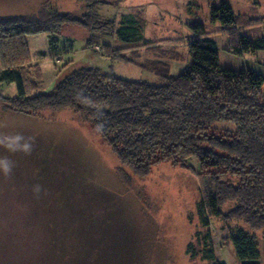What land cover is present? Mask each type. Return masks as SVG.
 Listing matches in <instances>:
<instances>
[{
    "label": "rangeland",
    "instance_id": "obj_1",
    "mask_svg": "<svg viewBox=\"0 0 264 264\" xmlns=\"http://www.w3.org/2000/svg\"><path fill=\"white\" fill-rule=\"evenodd\" d=\"M105 1L101 16L114 18L117 25L122 15L135 21L140 36L136 40L99 39L129 62H110L86 47V32L70 25L58 35L57 55L50 53L44 33L26 36L29 62L23 44L7 46L29 80L38 82L35 72L39 70L47 92L73 69L106 70L111 65L122 78L157 84L153 69L164 65L176 74L190 61L186 38L197 23L216 41L221 68L246 66L264 75V51L231 55L226 51V34L210 15L212 5L226 1L234 13L245 16L243 33L259 36L264 23L253 24L264 22V0ZM54 12L80 15L83 3L0 0V19L39 18ZM9 58L10 54L5 64ZM0 95H16L14 84L0 82ZM215 127L233 128L229 123ZM0 133L34 138L30 155L0 147V157L14 165L11 175L0 174V264H208L201 254L190 258L186 252L187 245L193 244L191 252L198 253L197 233L200 241L209 236L218 262L239 264L228 240L238 229L253 234L262 252L264 231H249L240 222L210 213L204 215L207 225L203 226L198 206L212 193L207 172L213 169L197 174V168L190 171L160 162L147 176L136 177L119 163L92 125L68 109L20 112L0 103ZM36 185L41 186L39 194L34 192ZM231 207L232 203L221 206V214Z\"/></svg>",
    "mask_w": 264,
    "mask_h": 264
},
{
    "label": "trees",
    "instance_id": "obj_2",
    "mask_svg": "<svg viewBox=\"0 0 264 264\" xmlns=\"http://www.w3.org/2000/svg\"><path fill=\"white\" fill-rule=\"evenodd\" d=\"M81 1L80 15L54 12L39 18L0 19V82L13 83L16 90L14 96L0 95V103L20 112L71 110L90 123L119 163L139 178L160 162L190 171L197 168V174L213 169L207 172L212 193L198 206L203 226L207 225L204 215L210 213L240 222L249 231H264V75L246 66L221 68L216 41L197 23L186 38L190 61L176 74L164 65L153 69L157 84L122 78L111 65L106 70L83 66L45 92L40 71L35 72L38 82L29 80L27 70L22 71L7 46L23 44L29 62L26 36L44 33L50 53L57 55L61 30L76 25L87 34L86 47L110 62H129L99 39L117 37L126 42L140 37L133 18L122 15L117 25L114 18L100 15L107 1ZM210 15L228 38V53L264 51V33L253 37L243 33L245 16L234 13L226 1L212 5ZM259 23L264 22L257 20L253 26ZM222 123L233 128L218 130L215 125ZM226 203L232 207L222 215L220 207ZM228 240L239 264H264V247L260 253L253 234L238 229ZM196 242L198 253L191 252L193 244L187 245L190 258L201 254L208 264H223L215 259L209 236L200 241L197 233Z\"/></svg>",
    "mask_w": 264,
    "mask_h": 264
},
{
    "label": "clouds",
    "instance_id": "obj_3",
    "mask_svg": "<svg viewBox=\"0 0 264 264\" xmlns=\"http://www.w3.org/2000/svg\"><path fill=\"white\" fill-rule=\"evenodd\" d=\"M97 130L99 131V128ZM33 143V137H25L20 133L12 135L0 133V147L11 153L22 152L26 155H30ZM13 166V162L9 158L0 157V174H3L6 177L11 175ZM34 192L39 194L41 192V186L36 185L34 187Z\"/></svg>",
    "mask_w": 264,
    "mask_h": 264
},
{
    "label": "built area",
    "instance_id": "obj_4",
    "mask_svg": "<svg viewBox=\"0 0 264 264\" xmlns=\"http://www.w3.org/2000/svg\"><path fill=\"white\" fill-rule=\"evenodd\" d=\"M95 49H96V50H98V51H100V48H99V47H97V46L95 47Z\"/></svg>",
    "mask_w": 264,
    "mask_h": 264
}]
</instances>
